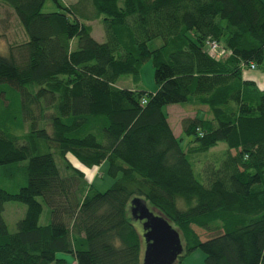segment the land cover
Wrapping results in <instances>:
<instances>
[{
    "label": "trees",
    "instance_id": "1",
    "mask_svg": "<svg viewBox=\"0 0 264 264\" xmlns=\"http://www.w3.org/2000/svg\"><path fill=\"white\" fill-rule=\"evenodd\" d=\"M52 1L46 12V0H0L24 33L0 51V179L14 189L0 186V264H59L66 253L142 264L135 197L179 231L174 264L199 247L206 264H264V82L247 74H264V0ZM98 18L105 41L86 22ZM208 39L229 54L213 56ZM151 58L156 91L118 85L138 83ZM179 103L196 112L177 135L164 107ZM221 143L225 157L204 161L201 182L192 158ZM70 155L109 162L114 183L97 190ZM8 201L26 205L15 231Z\"/></svg>",
    "mask_w": 264,
    "mask_h": 264
},
{
    "label": "rangeland",
    "instance_id": "2",
    "mask_svg": "<svg viewBox=\"0 0 264 264\" xmlns=\"http://www.w3.org/2000/svg\"><path fill=\"white\" fill-rule=\"evenodd\" d=\"M68 4H76L80 0H64ZM80 6H89L93 9V5L91 0H82V3L79 4ZM58 8L56 4L52 0H46L43 10L46 12L49 11H56ZM7 11H5L4 7L0 6V51H6L7 45L9 41L13 40H22L24 37L23 29L21 25L18 23L17 19L13 14L10 15L8 22L7 19ZM88 24H91L93 27V35L98 41H105L106 40V33L104 29V25L102 23V18L94 19L91 21H86ZM6 34V35H2ZM163 44V39L161 37H157L151 41H149L148 46L150 49H155ZM206 49L209 50L208 47ZM262 72L261 69H256L249 71L247 74L256 77L257 74ZM118 85L122 87H128L131 89H140L146 91H156L157 90V83L155 80V66L153 59L147 60L141 68V77L140 81L136 83L133 79L132 75H123L120 77L118 81ZM193 106L186 105V104H169L164 107V110L168 114V119L174 128V131L177 135L182 133V125H181V118H184L186 115L193 114ZM184 140L182 144L185 146L189 136H186L185 133L182 135ZM214 154V156H213ZM226 154V145L225 143L219 144L217 147L213 148L210 152L203 153L198 158V161L193 159L194 163V170L196 177L201 181L205 182V176L203 167L205 165L204 161L209 159L216 165H219L221 160L225 157ZM73 163L83 169L86 172V177L93 186L99 191L107 190L115 181V178L108 174V167L109 162L105 161L99 166H95L93 168L86 167L82 164L78 159H76L73 155L69 156ZM8 180H1L0 179V186L6 187L9 190H14ZM26 214V205L20 201H8L5 204L4 216L8 223L9 229L11 231L16 230V222L23 218ZM50 220V210L49 207L44 203V210L40 217V223L46 224ZM133 223L135 224L136 228L140 232L142 238L144 234L143 223L140 220L133 219ZM201 236L205 234L204 231L201 229H197ZM205 237V235L203 236ZM145 250V240L142 246V255ZM66 255L71 256L74 259V256L70 253H66ZM205 252L199 247L192 251L190 254L186 255L180 264H206L205 262ZM57 264V263H56ZM68 264V263H67ZM70 264V262H69Z\"/></svg>",
    "mask_w": 264,
    "mask_h": 264
},
{
    "label": "water",
    "instance_id": "3",
    "mask_svg": "<svg viewBox=\"0 0 264 264\" xmlns=\"http://www.w3.org/2000/svg\"><path fill=\"white\" fill-rule=\"evenodd\" d=\"M130 211L134 219L143 223L145 250L142 264H174L184 252L179 231L142 197L132 199Z\"/></svg>",
    "mask_w": 264,
    "mask_h": 264
},
{
    "label": "built area",
    "instance_id": "4",
    "mask_svg": "<svg viewBox=\"0 0 264 264\" xmlns=\"http://www.w3.org/2000/svg\"><path fill=\"white\" fill-rule=\"evenodd\" d=\"M206 46L209 48V52L217 58H221L229 54V50L218 41L208 39L206 41ZM251 68L254 69L255 65L252 64ZM144 101L146 102V99H144Z\"/></svg>",
    "mask_w": 264,
    "mask_h": 264
},
{
    "label": "crops",
    "instance_id": "5",
    "mask_svg": "<svg viewBox=\"0 0 264 264\" xmlns=\"http://www.w3.org/2000/svg\"><path fill=\"white\" fill-rule=\"evenodd\" d=\"M256 79L260 82V83H262V82H264V74H262V73H260V74H257L256 75ZM195 109H193V111L191 112V113H193V114H190L191 116H194V114H195ZM187 116V115H186ZM182 119V118H181ZM62 258H64L65 259V261L64 262H62V263H59V264H69V262H70V264H77V261H76V258H75V256H74V259H72L71 258V256H68V255H66V254H61L60 255Z\"/></svg>",
    "mask_w": 264,
    "mask_h": 264
}]
</instances>
